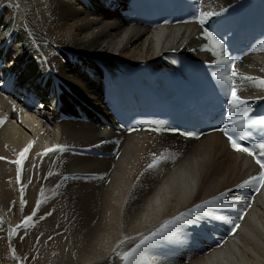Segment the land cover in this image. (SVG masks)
<instances>
[{"label": "bare ground", "instance_id": "1", "mask_svg": "<svg viewBox=\"0 0 264 264\" xmlns=\"http://www.w3.org/2000/svg\"><path fill=\"white\" fill-rule=\"evenodd\" d=\"M90 1L0 0V42L10 45L13 34L15 38L11 49L0 48L9 75L20 72L21 79L34 74L37 63L24 69L20 64L39 55L41 66L55 79L98 109L99 88L82 73L91 68L87 60H150L181 48L192 35L189 26L153 31L127 28L110 11L111 5L93 0L90 8ZM235 1L206 0L205 11L215 12ZM236 73L246 84L239 90L242 95L264 94V87L242 79L264 80V52L244 58ZM12 110L0 99V215L9 243L14 249L27 248L28 264H124L121 254L177 216L186 222L144 246L137 264H152L153 248L166 250L167 264H264V186L236 233L220 249L206 256L191 250L194 239L189 231L206 227V219L231 207L233 190L251 169L248 160L226 150L217 134L187 143L174 162L161 161L149 169L155 157L165 156L168 142L132 134L125 139L117 162L78 158L64 150L93 145L106 131L78 123L56 126L47 109L15 122L8 118ZM29 144L27 158L22 165L16 163ZM54 147L63 151L46 152ZM222 193L228 196L218 203L227 207L212 205L194 211ZM10 203H14L13 211ZM22 204L30 211H24ZM43 215L47 218L40 221ZM23 235L20 246L9 240V236Z\"/></svg>", "mask_w": 264, "mask_h": 264}, {"label": "snow or ice", "instance_id": "2", "mask_svg": "<svg viewBox=\"0 0 264 264\" xmlns=\"http://www.w3.org/2000/svg\"><path fill=\"white\" fill-rule=\"evenodd\" d=\"M219 13H214L212 11L202 12L201 17L199 18V23L203 25L205 21L212 17L213 15H218ZM206 38L210 41V45L207 49V51L213 52V54L218 58L216 63L222 64L226 69H231L233 65L236 64L235 59H231L226 55V51L224 49L223 44L220 43L219 40L216 39L215 36L211 32L205 33ZM264 48V46H262ZM220 57H223V59H220ZM236 78L241 79V77L238 76V74L232 70L231 74L229 75L227 72H225L222 75H218L217 79H220L223 83L228 84L230 86V98L228 100V105L231 110V118L228 120V123L225 125L221 131L224 132V134L227 136L228 140L231 143V147L237 151L246 153L249 156H252L255 160V163L259 165L261 171L258 176H252L249 179L245 180L242 184L238 185V187H246V186H256V191L260 190V186H264V139H262L259 143L252 144L249 146H242L240 143L243 141L246 136L251 135V132L246 131V129H262L264 130V118H257L253 119L246 115L247 110V101L237 95L238 92V86L236 84V81L233 79ZM242 79H246L249 81H252L253 83H258L259 86L264 87V80L256 81L253 77H243ZM241 110L239 114H237V111ZM158 130V129H157ZM234 133L236 135H234ZM180 135L190 136V133H180ZM32 147L31 144H29L19 155L20 159L16 162L20 165L23 163V159H26V153L29 151V149ZM257 149L260 151L257 153ZM63 151V148H50L47 149L46 152L51 151ZM168 157L164 156L163 154H160L159 156L155 157L148 165L149 169H154L159 166V163L162 160H166ZM21 169H17V175L19 177ZM225 193H222L220 197H215L211 201H206L203 205H197L194 211H202L204 208L208 206H220V207H227L226 204H219L218 202L223 199L225 196ZM33 215H35V210L33 211ZM184 215V214H182ZM243 219V217H240ZM32 217H27L24 221L25 224H27L29 221H31ZM186 222L182 220V216H177L173 220L168 221L166 224L162 225L159 229L152 232L151 235L144 237L138 244L135 245L130 251H126L123 254H121V259L124 262V264H137V261L139 259L140 253L144 246L150 245L155 243L158 239L163 238L168 233L169 229L172 228L177 223ZM239 225L236 224L233 226L232 231L235 232V229L238 228ZM15 230H13L14 233Z\"/></svg>", "mask_w": 264, "mask_h": 264}, {"label": "rangeland", "instance_id": "3", "mask_svg": "<svg viewBox=\"0 0 264 264\" xmlns=\"http://www.w3.org/2000/svg\"><path fill=\"white\" fill-rule=\"evenodd\" d=\"M48 46H50V45H48ZM47 46V47H48ZM74 52V51H73ZM76 53V52H75ZM79 54V53H78ZM93 57V56H92ZM94 58H99L100 60H109V59H103L102 57H98V56H96V57H94ZM113 60V59H112ZM61 73V72H60ZM96 128H100V127H96ZM100 130H101V128H100ZM11 204V208H10V210L11 211H13L14 210V208H15V206H14V203H10ZM26 204H22V206H21V208L23 209V207L25 206ZM27 208V207H26ZM24 210V209H23ZM24 211H27V212H29L30 211V208L28 209H26V210H24ZM1 227V226H0ZM24 237H19L16 241H12L15 245H18V246H20L21 244H23V242L25 241V238H26V236L25 235H23ZM20 241V242H19ZM18 242V243H17ZM22 250V251H21ZM26 251H27V248H25L24 250H23V248H19V247H16V249H14V246L13 245H11L10 243H9V241L7 240V236L5 237V235H4V237H2V238H0V263H2L3 262V260H4V257H9V256H11V254H13V255H15L17 258H18V260H20V262L22 263V264H28V262L30 263V260L29 259H27V254H26ZM17 254H16V253ZM3 258V259H2ZM28 261H27V260Z\"/></svg>", "mask_w": 264, "mask_h": 264}]
</instances>
